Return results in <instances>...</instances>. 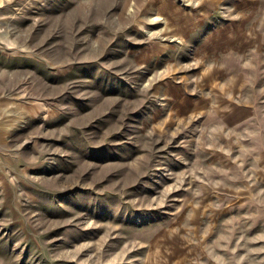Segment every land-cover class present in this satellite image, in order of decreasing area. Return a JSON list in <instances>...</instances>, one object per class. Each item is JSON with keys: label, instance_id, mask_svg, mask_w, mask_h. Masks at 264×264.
<instances>
[{"label": "rangeland", "instance_id": "1", "mask_svg": "<svg viewBox=\"0 0 264 264\" xmlns=\"http://www.w3.org/2000/svg\"><path fill=\"white\" fill-rule=\"evenodd\" d=\"M0 264H264V0H0Z\"/></svg>", "mask_w": 264, "mask_h": 264}, {"label": "bare ground", "instance_id": "2", "mask_svg": "<svg viewBox=\"0 0 264 264\" xmlns=\"http://www.w3.org/2000/svg\"><path fill=\"white\" fill-rule=\"evenodd\" d=\"M25 9V8H24Z\"/></svg>", "mask_w": 264, "mask_h": 264}]
</instances>
